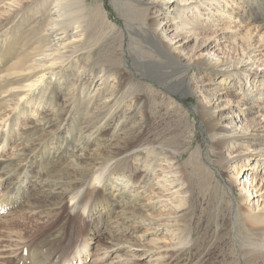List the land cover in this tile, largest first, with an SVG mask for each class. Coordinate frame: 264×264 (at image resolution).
Returning a JSON list of instances; mask_svg holds the SVG:
<instances>
[{
  "label": "bare ground",
  "instance_id": "1",
  "mask_svg": "<svg viewBox=\"0 0 264 264\" xmlns=\"http://www.w3.org/2000/svg\"><path fill=\"white\" fill-rule=\"evenodd\" d=\"M187 1H176L172 6V20H180L174 25H170L174 26L170 30L168 29L169 26L166 25L170 20L167 21L165 15L159 18L160 14L164 13L165 0H119V6L123 8L126 24L136 33L144 36L143 38H148L156 44L163 54V56L155 54L149 47L143 45L142 38L139 39L136 35H131L128 38L127 47L134 63L144 68L150 75L158 76L161 82L179 94L188 93L194 87L199 89L202 94V100L198 101L196 110L212 138V147L215 152L203 151L205 152L203 153L202 146L199 145L189 155L186 169L178 168V165L174 170H167L160 164L159 160L161 157H166V160L171 161L181 154V151L177 149V144L181 142L187 131V116L182 114L181 107L175 101L169 98L163 101L159 98L161 93L158 90L150 85H142L130 70L120 66L124 57L121 41L116 48L119 50L118 59L111 62L112 66L105 64V62L102 63L101 56H97L99 53L101 54L103 45L96 47L98 39L93 37L89 38L86 43L75 42L71 48L72 53H75L74 61L66 63L63 67L60 65L58 68L56 67V60L62 57L60 55L52 57L49 60V65L46 64L48 62L47 57L65 47L62 45V41L71 29L75 30V38L77 33L84 32L87 35L95 27L98 33L105 31V29L112 33L115 32L116 26L105 20L107 17L103 16L102 8L100 9L97 3L87 7L86 0H75V19H66L65 17L71 15L69 0H51L50 2L48 0V3L52 4L51 7L47 3L44 5L41 3L44 6L42 10L46 11L47 19H31L33 21L32 26L29 27V34L25 35L23 45L13 63V70L7 76H3L0 82L2 84L0 95L3 93L10 94V89L30 91L48 73L50 75L49 86L53 85L54 88L67 86V99L72 103L70 109H72L75 101V109L83 112V115L89 119L88 123H94L93 129H82V126L80 127L81 130L78 131L79 133L77 132V148H82L83 141H87L93 135L95 136L93 144L97 148L94 149L96 152L94 162H89L90 160L83 162L79 159L85 158V155H77L76 159L72 157L70 163L61 165L60 170H58L61 172V177L68 180L64 184V189L61 187L62 191L58 193L75 199L70 207V211L73 213V222L79 215L78 211L81 210L80 215L90 226L93 222V212L96 206L104 211L108 210L104 189L108 185L110 176L120 178L119 176L122 174V178L125 177L126 179V185L132 184L135 178L137 183L143 186V191L151 185L152 178L162 180L160 183L161 191H168L176 182L188 183L190 190L194 189L200 193H208L213 189L219 193L218 218L222 204L227 203L228 200L229 204L232 205L233 201L231 202L226 197V192H230V189L222 180L221 173L218 169L213 168L216 175L221 179L219 180L211 171V165L214 163L212 157L220 159V161L216 160L214 164L219 169H224L223 163H226L222 159L224 148L231 143V147L227 151L229 154L234 153L236 151H233L232 142L235 143L240 140L248 144H257L258 147L253 149L254 152L258 151L255 152L257 153L255 156L260 155L264 158V116L247 118L248 114L251 115L254 110L261 108L260 104L257 103L259 97L264 101V68L262 71L253 69V61L248 56L243 59L244 55L240 61L230 64L225 62L217 54L209 51L213 42L210 37L200 43L193 38L197 34L195 22L188 20L187 25L190 24L191 27L185 30L180 28V25L184 23L182 20L185 9H195L197 12L200 11V14L202 10H205L207 20H209L213 17L212 9L214 8L215 12L218 13V18H220V16L225 15L224 5L226 7L227 0H190L188 4ZM248 1L257 4L260 7L259 10H264V0ZM165 13L170 14L171 12L165 11ZM43 15L41 14L40 17ZM146 17L152 18V21ZM163 20H166L164 24ZM205 27L203 26L202 29ZM193 39L191 50L186 51L187 43ZM218 40L216 38L214 42ZM250 47L253 45H248V48ZM204 52L207 55H204ZM191 63L201 67V73L198 77L191 76L186 80L188 77L187 70L192 65ZM71 66L75 68V76L70 79L64 78L63 71ZM111 78L117 80L116 85L110 83ZM213 80H218V85H216L218 89H210L206 85L211 84ZM250 81L258 82L259 88L257 89L255 85H249L246 89L243 88L241 96L237 99L238 89L233 90V88ZM14 84L17 86L11 87ZM55 99V92L52 88L45 101L37 105V108L43 109L46 106L52 108L51 113L57 119L62 114L63 109L56 103ZM240 103L246 106V110L241 108ZM160 111H163V114H160ZM156 118H160L164 126L160 127L159 131H154L151 139L149 137V139L143 138L146 127ZM170 122H174V126L171 128ZM154 126L156 128L157 124ZM235 127H238V130H235ZM65 128L64 130H66ZM107 128L114 134L112 140L115 141L109 143L112 146L111 154L105 157L100 152L98 145L103 144L101 142L106 139L100 133ZM12 129V123L8 121L5 124L4 132L0 134V150L10 143L9 135L10 132L12 133ZM74 131L75 128L69 129L68 127L65 132L73 133L75 136ZM62 133L63 130L59 128L54 134H50V137L44 142L42 141L43 143L40 142L36 145L27 141L20 150L14 153L15 160L9 161L3 168H0L1 206L2 204L14 203L18 197L26 195L28 171L22 168L20 163H24L23 165L30 163L31 165V160L44 157L47 151H51L53 141L59 138ZM48 141H50L49 145ZM242 158L241 153H238L234 161L228 160L227 163H236ZM132 159L136 161L134 170H126L125 168L129 167L127 166L128 162ZM176 164L177 162L173 163L172 166ZM67 168H72L71 173L67 172ZM243 168L244 171L250 169L248 164L244 165ZM75 171H77L76 174ZM75 175H77L76 178ZM13 177L15 180L11 182ZM91 180L95 181V185L87 191L88 183ZM247 180L246 175L245 181L247 182ZM58 186L60 187V185ZM55 189L57 188L52 187L51 191ZM186 192L175 190V193L181 196ZM246 192L249 193V190ZM160 197L161 195H158V198ZM183 199L182 197L178 202L177 208L185 205H181ZM247 199L248 197H244L242 201ZM34 215L36 216V214ZM182 216L186 215L183 213ZM33 217L31 214L26 216L23 221L11 223L19 229L16 232L18 241L16 239L17 242L15 241L16 243L13 245L10 243V239L5 240L3 237L0 239V264H14L16 259H20L18 264H72L74 259H77L80 264L85 261L89 255V235L91 234L89 228L82 231V228L75 225V222L70 223L69 227L62 228L61 235L54 237L53 242H48L41 249L34 250L40 243L39 240L44 231H48L53 216L51 218L44 215L46 220L42 219L41 223H37ZM238 221L240 222L239 227L234 222L236 227L233 229L230 226L228 232L231 235L234 232L237 234L241 228L240 234L245 244L257 247L253 249V253L262 251L263 254L264 214L254 210L239 211ZM216 225L217 228H220V221L217 220ZM179 230L178 246L169 247L165 260L158 261L157 264H190V258L180 261V257H175L173 254L178 252L181 255L180 252L191 248L190 244L195 245L194 241L190 239L189 241L188 235L184 234L185 231L187 233L186 226L179 228ZM7 233L6 235H8ZM75 234L83 235L80 243L75 241ZM123 247V245L114 244L98 253L95 259L104 261L111 251L124 249Z\"/></svg>",
  "mask_w": 264,
  "mask_h": 264
},
{
  "label": "rangeland",
  "instance_id": "2",
  "mask_svg": "<svg viewBox=\"0 0 264 264\" xmlns=\"http://www.w3.org/2000/svg\"><path fill=\"white\" fill-rule=\"evenodd\" d=\"M12 1L0 0V82L3 76H7L13 70V63L16 61L17 54H19L18 52L23 45L25 35L29 34V27L32 26L33 21L31 19H47L46 11L42 10L43 5L47 3L49 7L52 6L51 3H48V0ZM165 1L163 12L169 11L171 13H159V18L165 15L167 21L170 20L166 25L171 30L174 26L170 25H174L175 22L180 20H172V6L176 1L179 2L180 0ZM227 1L226 7L224 5L225 15L220 16V18H218V13L215 12L214 8L212 9L213 17L209 20H207L205 10H202L200 14V11L197 12L195 9H185L183 13L184 19L182 20L184 23L180 25V28L183 30L190 28L191 25H187L188 20L195 22L197 34L193 38L200 43L210 37L213 41L211 43L212 46L209 48L210 52H214V54H217L229 64L240 61L243 55V59L248 56L254 63L252 68L262 71L264 68V10H259L260 7L257 4L248 0ZM189 2L190 0L187 1V4ZM69 3L73 14L70 12V17L65 18L75 19V0H69ZM96 3L100 6V9L102 8L103 16L107 17L105 20L116 26L115 32L112 33L105 29L106 32L103 31L101 34L98 33L95 27L87 35L84 32L77 33L78 35L75 38V30L71 29L62 41V45L65 47L61 48L59 52H55L52 56L47 57L46 60L48 62L46 64L49 65V60L52 57L60 55L62 57L56 60V67L58 68H60V65L63 67L66 63L74 61L75 53H72L71 48L75 45V42L86 43L89 38L93 37L98 39L96 47L103 45V50L101 49L100 51L101 54L96 55L101 56L102 63L105 62V64L112 66L111 62L118 59L119 50L116 48L121 41L124 57L120 66L130 70L142 85H150L158 90L162 97L159 95V98L163 101H166L167 98L175 101L181 107L182 114L187 116V131L181 142L177 144V149L181 151V154L171 161L166 160V157H161L159 160L160 164L166 167L167 170H174L178 165V168L186 169L189 155L199 145L202 146V152H215L212 147V138L196 110L198 101L202 100L200 90L194 87L188 93L179 94V92L172 90L168 85L161 82L158 76L150 75L144 68L137 66L132 60L127 47L128 38L131 35H136L139 39L142 38L144 46L149 47L155 54L163 56L160 48L148 38H143L144 36L136 33L126 24L123 8L119 6V0H86L87 7H91ZM47 4L45 5L47 6ZM40 13L44 15L40 17ZM146 19L152 21V18L146 17ZM163 21L164 24L166 20ZM203 26H206L205 29H202ZM96 35L98 37H95ZM216 38L219 40L214 42ZM194 39L187 43L186 51L191 50ZM248 45H253V47L248 48ZM203 54L207 55L206 52ZM72 67L63 71L64 78L70 79L75 76V68ZM201 69V67L192 64L187 70L188 77L186 80L191 76L198 77ZM49 78L50 75L46 73L43 80L37 82L30 91L10 89V94L3 93L0 95V134L4 132L5 124L8 121H11L13 126L12 133L10 132L9 135L10 143L0 150V168H3L9 161L15 160L14 153L20 150L27 141H31L32 145H36L42 141L44 142L50 137V134H54L59 128L63 130L59 138L53 141L51 151H47L44 157H37L31 160V165L28 163L26 166L23 165L24 163H20L22 168L28 171L26 195H21L14 203L2 204V206L0 204V239L2 237L5 240L10 239V243L14 245L18 241L16 232L19 229L15 225L13 226L12 222L23 221L26 216L32 214L34 216L33 220L41 223L42 219L46 220L44 215L51 218L53 216L50 227L47 229L48 231H44L43 236H41L42 239L40 238L39 240L40 243L37 244L34 250H39L48 242H53L54 237L61 235L62 228H65V226L69 227L75 222V225L81 227L82 231L89 228V233L91 232L89 235V255L80 264H157L158 261L165 260L169 247L178 246L179 228L186 226L187 233L185 231L184 234H187V239L194 241L195 245L192 246L190 244L191 248L180 252L181 255L178 252L173 253L175 257H180V261L190 258V264H264V253L262 254V251L253 253V249L257 247L245 244L240 234L241 228L237 234L234 231L232 235L228 232L230 226L233 229L236 225L239 227V211L254 210L264 214V158L260 155L255 156L257 154L255 152L258 151L254 152L253 149L258 147L257 144H248L240 140L235 143L232 142L233 151L235 150L236 152L229 154L227 151L231 147V143L224 148L222 155L223 162H226L223 163L224 169L216 167L214 163L216 160L220 161V159L212 157L214 163L211 165V171L218 179L219 177L213 168L218 169L221 173L222 180L230 189V192L225 190L226 197L231 202L233 201L231 205L226 199L227 203L222 204L218 218L219 193L213 189L208 193H200L194 189L190 190L188 183L180 184L176 182L168 191H161L160 183L162 180L152 178L151 185L143 191V186L138 184L135 178L132 184L126 185V179L125 177L122 178V174L119 176L120 178H114L113 175L110 176L108 185L104 189L108 210L104 211L99 206H96L93 212V222L90 226L80 215L81 210L78 211L79 215L73 222V213L70 211V207L75 199L58 193L64 189V184L68 181L66 180L67 178L61 177V172L58 170H60L61 165L70 163L72 157L76 159L77 155H85V158L79 159L83 162H87V160L94 162L93 160L96 158L94 149L97 148L93 144L95 141L94 135L87 141L82 142V148H77L80 127L83 126L82 129L91 130L94 123H88L89 119L83 115V112L75 109V101L72 109H70L72 103L67 99V86L55 88L53 85L49 86ZM110 83L116 85L117 80L111 78ZM206 85L210 89H218L216 86L218 85V80H213L211 84L208 83ZM249 85H255L257 89L259 88L258 82L251 81L247 84L242 83L240 86L236 85L233 90L238 89L237 99ZM1 86L2 84L0 83ZM14 86L17 85H11V87ZM51 87L55 92L56 103L63 109L62 114L57 119L51 113L52 108L47 106L43 109L41 107L37 108V105L45 101L46 96L52 89ZM262 101L263 99L261 100V97H259L257 103L260 104L261 108L254 110L251 115L248 114L247 118H251V116L261 118L264 116V101ZM240 106L243 110H246V106H243L242 103H240ZM160 114H163V111H160ZM160 120V118H156L151 121L146 127L143 138L147 139L149 137L151 139L153 132L159 131L164 126ZM154 124H157V129ZM169 125L170 128L173 127L174 122H170ZM68 127L69 129L75 128V136L73 133L65 132ZM236 129L238 130V127H235ZM106 130L100 133L106 139L98 147L100 146L102 155L108 157L112 150V146L109 143H114L115 140H112L114 134L111 130ZM84 134L82 135L84 136ZM189 143H191V146H189ZM49 144L50 141H48ZM248 145L249 147H247ZM238 153H241L243 157L241 160L236 163H227L228 160L234 161ZM254 157L257 159L256 162ZM172 161L173 163L177 162V164L172 166ZM205 161L207 160L205 159ZM128 163L127 166L129 167L125 169L134 170L136 161L132 159ZM246 164H248L250 169L244 171L243 167ZM67 169V172L71 173L72 168ZM237 171L238 174H236ZM76 173L77 171H75ZM246 175L247 182L245 181ZM76 177L77 175H75ZM14 180V177L11 178V182H14ZM94 183L95 181L93 180L88 183L87 191L95 185ZM52 187L57 189L51 191ZM151 190L155 192L153 193ZM175 190L187 192L181 196L176 194ZM248 190L249 193L246 192ZM158 195H161V197L158 198ZM182 197L184 199L181 201V205H185L177 208L178 202ZM244 197H248V199L242 201ZM175 208L177 209L174 210ZM183 213L186 216L183 217ZM217 220L221 223L220 228H217ZM234 222H236V225ZM6 232H8V235H6ZM82 236L75 234V241L80 243ZM114 244L123 245L124 249L111 251L108 258L104 261L95 259L98 253ZM19 261L20 259H16V264ZM15 262L13 263L15 264ZM72 264H79V262L74 259Z\"/></svg>",
  "mask_w": 264,
  "mask_h": 264
}]
</instances>
